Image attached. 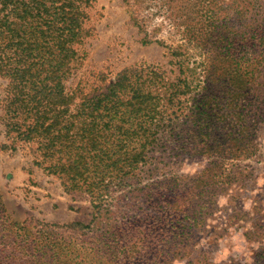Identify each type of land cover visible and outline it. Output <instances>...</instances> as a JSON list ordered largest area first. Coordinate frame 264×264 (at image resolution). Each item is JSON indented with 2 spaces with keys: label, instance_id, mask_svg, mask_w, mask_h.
<instances>
[{
  "label": "trees",
  "instance_id": "trees-1",
  "mask_svg": "<svg viewBox=\"0 0 264 264\" xmlns=\"http://www.w3.org/2000/svg\"><path fill=\"white\" fill-rule=\"evenodd\" d=\"M94 1L0 0V79L6 81L0 105L11 149L36 145L34 165L67 192L87 195L94 216L89 224L39 222L19 233L4 225L0 212V264H171L187 253L191 227L213 205L207 194H215L220 181L204 180L207 169L219 168L208 178L220 179L226 164L255 153L245 135L259 125L264 102V82L257 81L264 71V55H257L264 54V0H165L186 43V52L177 47L174 56L193 79L173 81L157 68L135 66L79 99L68 82L89 36ZM190 49L205 62L189 68ZM248 77L252 86L243 85ZM200 78L205 84L197 89ZM176 103L188 109L182 119L169 112ZM182 124L188 128L179 129ZM172 139V151L208 156L209 167L184 185L179 177L150 184L163 196L148 200L161 213L146 228L136 214L104 226L118 194L128 190L134 200L146 192L142 170L148 164L157 170L154 154ZM68 230L91 239L65 235ZM151 232L154 247L147 241Z\"/></svg>",
  "mask_w": 264,
  "mask_h": 264
},
{
  "label": "rangeland",
  "instance_id": "rangeland-1",
  "mask_svg": "<svg viewBox=\"0 0 264 264\" xmlns=\"http://www.w3.org/2000/svg\"><path fill=\"white\" fill-rule=\"evenodd\" d=\"M87 27L89 36L79 47L80 59L75 63L74 74L68 82L69 88L79 94V99L103 90L120 72L135 66L157 68L173 81L193 79L189 69L181 73L174 56L173 51L177 47L186 52V43L182 31L174 23L171 6L165 0H96L90 7ZM257 51V55H264ZM189 52V60H186L189 68L205 62L201 54L193 49ZM252 80L248 77L243 85L250 83L252 86ZM258 80L264 82V71ZM5 84L6 81L0 79V92ZM204 84L200 78L194 86L198 89ZM263 98L264 93L261 100ZM261 100L257 99V102ZM187 107L176 103L169 112L172 117L177 114L182 119L183 114L188 113ZM256 109L255 104L252 110ZM259 109V125L250 136L245 135L246 141L255 146V153L236 158V165L226 164V175L220 179L208 178L219 168L207 169L204 180L212 184L220 181L215 194H207L213 205L211 203V207L199 216L200 221L191 227L187 253L175 257L171 264H264V102ZM3 115L0 105V212L5 217L4 225L11 232L23 233L39 222L58 225L91 223L94 216L89 197L67 192L57 177L36 167V145L17 143V150L11 149ZM178 127L188 128V124ZM174 143L172 139L168 145L160 144L154 154L156 160L152 162V166H157L154 173L149 170L151 164L143 168L141 183L143 187L147 186L146 192L134 200H130L132 194L128 190L118 194L108 212H112L111 217L105 216L104 226L113 227L122 222L124 216L136 214L138 223L146 228L161 213L160 205H152L148 200L162 199L163 196V190L153 191L148 188L150 184L159 183L164 178L179 177L184 185L209 167L211 159L208 156L190 155L178 149L172 151L174 145L171 144ZM189 143L183 142L187 147ZM191 192L198 191L193 188ZM180 207H175V210L179 212ZM118 217L120 221L115 220ZM187 222L192 224L193 221ZM63 233L79 240L91 239L81 237L82 231ZM156 239V233H149L147 241L150 247L155 246Z\"/></svg>",
  "mask_w": 264,
  "mask_h": 264
}]
</instances>
